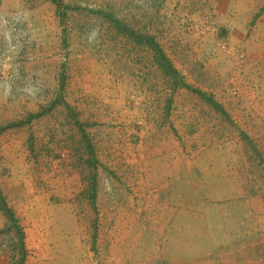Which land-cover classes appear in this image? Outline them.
Wrapping results in <instances>:
<instances>
[{
  "label": "rangeland",
  "instance_id": "1",
  "mask_svg": "<svg viewBox=\"0 0 264 264\" xmlns=\"http://www.w3.org/2000/svg\"><path fill=\"white\" fill-rule=\"evenodd\" d=\"M56 2L0 0V192L23 264H162L158 144L264 200V0ZM7 226L0 208V264H19Z\"/></svg>",
  "mask_w": 264,
  "mask_h": 264
},
{
  "label": "crops",
  "instance_id": "2",
  "mask_svg": "<svg viewBox=\"0 0 264 264\" xmlns=\"http://www.w3.org/2000/svg\"><path fill=\"white\" fill-rule=\"evenodd\" d=\"M156 146L162 147L158 160L174 172L153 193L151 227L162 234V264H264L262 197L243 184L235 194L223 192L209 168L216 170V162L204 161L194 176L189 158ZM148 157L156 159L154 153Z\"/></svg>",
  "mask_w": 264,
  "mask_h": 264
},
{
  "label": "trees",
  "instance_id": "3",
  "mask_svg": "<svg viewBox=\"0 0 264 264\" xmlns=\"http://www.w3.org/2000/svg\"><path fill=\"white\" fill-rule=\"evenodd\" d=\"M59 4V0L57 2ZM151 47L155 50L156 55L159 57V60L161 61V65H163V68L165 69L166 73L172 77H174L176 80V84L174 85L175 88L179 87H186L188 89H192L194 92L203 95V92L198 89H193L190 84H188L185 79L180 75V72L173 66L167 55L163 52L161 47L156 44L152 43ZM211 103L215 105L216 108L222 110V107L220 104H218L216 101L212 100V97L210 98ZM0 208L1 211L4 213V215L7 218V229L10 232H13L16 236V238L20 242V249L22 254V259L19 264H23L26 260V244H25V231L23 226L20 224L19 219L17 218L15 211L8 205L6 197L0 192Z\"/></svg>",
  "mask_w": 264,
  "mask_h": 264
}]
</instances>
